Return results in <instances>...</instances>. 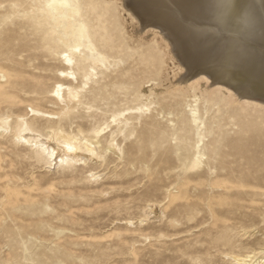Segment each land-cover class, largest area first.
Returning a JSON list of instances; mask_svg holds the SVG:
<instances>
[{
    "label": "rangeland",
    "instance_id": "rangeland-1",
    "mask_svg": "<svg viewBox=\"0 0 264 264\" xmlns=\"http://www.w3.org/2000/svg\"><path fill=\"white\" fill-rule=\"evenodd\" d=\"M16 1L0 0V117L10 118L8 131L0 132V264H233L232 256L246 255L264 264V106L246 101L204 111L199 103L189 114L193 101L167 89L183 71L173 77V62L161 73L151 67L149 39L140 41L127 22L126 32L135 36L117 44L132 48L118 58L111 50L117 59L107 75L67 115L50 121L60 120L74 135L77 127L86 133L106 128L124 110L138 115L120 131L113 128L116 150L103 160L48 169L47 157L15 141V126L22 116L46 136L49 124L36 123L31 109L60 113L53 91L67 86L61 78L67 65L22 18L27 3L20 8ZM77 2L83 10L87 0ZM13 3L18 14L6 23ZM228 12L209 22L231 20ZM263 42L251 38L247 48L264 60ZM251 71L263 79L264 64ZM138 83L160 93L144 114ZM198 134L204 136L199 148L209 152L187 167L184 156ZM108 136L100 138L102 148ZM150 205L158 214L141 224Z\"/></svg>",
    "mask_w": 264,
    "mask_h": 264
},
{
    "label": "bare ground",
    "instance_id": "bare-ground-1",
    "mask_svg": "<svg viewBox=\"0 0 264 264\" xmlns=\"http://www.w3.org/2000/svg\"><path fill=\"white\" fill-rule=\"evenodd\" d=\"M7 1L11 3L12 0ZM17 1L21 2L20 8L24 2L29 9L36 8L39 12L37 16L32 15L29 9H24L21 12L22 18L28 19L34 31H42L41 41L48 46V50L54 47L59 49L61 62L67 65L61 76L67 86L63 89L60 84L58 90L53 91L57 103L63 104L60 113L46 114L31 109L33 116L37 117L36 123L45 120L49 124L46 136L33 130L22 116L17 117L15 126V141L37 151L40 158L47 157L48 169L81 166L103 160L109 152L114 151L113 128L120 131L137 113L131 111L125 115L129 109L124 110L113 115L106 128L98 127L86 133L77 127V134L74 135L62 128L60 120L53 124L50 117H63L75 108L76 104L81 103L80 98L90 84L97 83L98 79L107 75L111 65L115 63L113 61L122 52L132 48V45L127 46L126 43L125 46L123 42L124 46L120 47L117 42L127 38L132 40L135 35L140 41L149 39L147 51L150 53L148 60L151 67L161 73L168 62H173V77L183 71L171 88L167 89L178 91L183 95L182 98L193 101L191 103L196 106L191 108L189 114L195 115L199 111V103L205 104L204 111L213 107L219 110V104L226 106L234 103L244 104L246 101L264 106L263 74V79L251 74V70L254 71L260 64H264V60L253 54L247 44L251 38L264 40V0H87L83 10L76 0ZM228 11L233 14L231 20H228L229 16L226 19V16L222 15L223 18H219L216 23L209 22L223 13L226 15ZM17 14L13 3L10 5V11L5 14L4 21H12V17ZM39 18L43 19V25L39 23ZM127 22L136 27L135 35L126 32ZM114 36L116 40H112ZM142 42L147 44L146 41ZM114 49L117 58L110 53ZM247 64L249 66L245 69ZM247 73L253 77L249 75L245 78ZM209 80L211 83L208 84ZM241 83L245 84L243 88L240 87ZM118 85L121 86L120 83ZM139 85L142 87H138L141 91L136 89V92L139 93L138 99L142 104L138 110L144 114L149 105L154 103L152 99L160 93L155 86L144 89V84ZM9 127L10 118L0 117V132L5 134ZM108 128L111 129L105 132ZM107 133L109 138L106 140H109L110 144L102 148L100 138L105 137ZM197 136L198 140L191 149V155L184 156V160L189 162L187 167H191L196 161L200 162L209 152L199 148L203 134ZM155 206H147L148 210L143 212L141 224L148 216L158 214ZM252 258L249 255L231 257L233 264H259L252 261Z\"/></svg>",
    "mask_w": 264,
    "mask_h": 264
},
{
    "label": "snow or ice",
    "instance_id": "snow-or-ice-1",
    "mask_svg": "<svg viewBox=\"0 0 264 264\" xmlns=\"http://www.w3.org/2000/svg\"><path fill=\"white\" fill-rule=\"evenodd\" d=\"M244 86H245V84L244 83H241L240 87L243 88Z\"/></svg>",
    "mask_w": 264,
    "mask_h": 264
}]
</instances>
